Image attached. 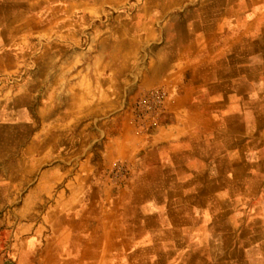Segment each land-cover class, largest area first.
<instances>
[{"label":"crops","instance_id":"crops-1","mask_svg":"<svg viewBox=\"0 0 264 264\" xmlns=\"http://www.w3.org/2000/svg\"><path fill=\"white\" fill-rule=\"evenodd\" d=\"M2 78L0 264H264V0H0Z\"/></svg>","mask_w":264,"mask_h":264},{"label":"built area","instance_id":"built-area-1","mask_svg":"<svg viewBox=\"0 0 264 264\" xmlns=\"http://www.w3.org/2000/svg\"><path fill=\"white\" fill-rule=\"evenodd\" d=\"M169 99V93L164 87L140 90L130 102V109L139 127L147 129L156 124L164 113Z\"/></svg>","mask_w":264,"mask_h":264},{"label":"rangeland","instance_id":"rangeland-1","mask_svg":"<svg viewBox=\"0 0 264 264\" xmlns=\"http://www.w3.org/2000/svg\"><path fill=\"white\" fill-rule=\"evenodd\" d=\"M0 82H1V85H2V84L7 83V82H9V83H16V80L2 78ZM18 82H19V81H18ZM5 226H6V224H4V225H0L1 228H4ZM1 228H0V229H1ZM7 243H10V241L7 240ZM0 263H1V261H0Z\"/></svg>","mask_w":264,"mask_h":264}]
</instances>
